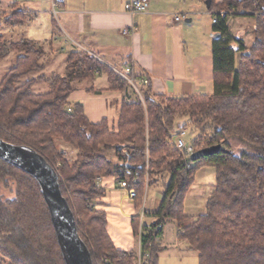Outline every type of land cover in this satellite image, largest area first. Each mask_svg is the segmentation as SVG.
<instances>
[{
    "label": "trees",
    "instance_id": "trees-1",
    "mask_svg": "<svg viewBox=\"0 0 264 264\" xmlns=\"http://www.w3.org/2000/svg\"><path fill=\"white\" fill-rule=\"evenodd\" d=\"M210 1L207 11L216 19L212 25L216 37L211 39L212 92L165 97L152 94L148 81L139 84L140 97L120 100L114 124L107 118L89 121L81 104L69 96L80 82L101 92L93 86L101 73L108 80L106 91H125L127 81L115 68L86 52L71 51L65 56L63 73L46 75L39 62L42 47L27 38L7 45L0 32V61L6 48L15 53L13 66L0 79V139L35 150L56 170L61 194L92 264H135L136 258L135 250L113 244L105 211L88 207L103 193L96 189L94 176L125 179L136 190L138 207L145 185L163 171L167 178L152 214L154 221L140 224L138 215L131 218L133 234L138 237L140 231V249L149 254L146 264H158L163 249L152 241L153 235L156 226L163 228L169 219L176 223L178 238L197 251L198 264H264V0ZM229 13L254 18L251 46L238 40L236 47L230 46ZM6 19L0 18V27L22 21ZM134 76L138 82L140 77ZM38 83L45 89L35 91ZM179 116L189 119L195 151L220 148L186 167L170 136ZM57 139L77 149L72 160L58 153ZM231 140L239 143L236 151ZM102 148L114 149L113 160ZM57 157L61 163L55 168ZM203 166L214 168V188L204 213L190 221L183 200ZM0 264H66L37 181L2 159Z\"/></svg>",
    "mask_w": 264,
    "mask_h": 264
},
{
    "label": "crops",
    "instance_id": "crops-1",
    "mask_svg": "<svg viewBox=\"0 0 264 264\" xmlns=\"http://www.w3.org/2000/svg\"><path fill=\"white\" fill-rule=\"evenodd\" d=\"M127 1L58 0V6L53 7L52 0H0V9L11 8V12L21 11L24 14L20 17L21 22L11 24V33L16 27H22L29 16H35L34 21L38 22V16L45 9L57 18L59 16V27L53 19H49L50 37H43L38 43H46L52 49L51 53L64 58V64L68 52H86L116 70L121 69L113 63H122L124 67L130 63L134 75L149 79L150 90L154 95L183 97L211 93L212 34L207 20L198 17L192 21V17L186 16L184 22H176L174 15L180 12L161 8V0H150L146 11L130 14L124 10ZM196 14L190 13L193 16ZM31 32L29 29L30 36ZM22 38L30 39H19ZM52 39L58 40L57 45ZM99 76L106 79L103 86L95 85ZM83 83L76 85L69 96L70 101L81 104L85 116L91 122H99L102 118L108 121L113 117L115 119L122 94L105 90L108 86L106 74L101 73L93 81L94 88L101 92L88 90ZM101 183L98 188L103 193L95 202V208L105 211L107 232L113 244L123 250L138 249L137 237L136 244H133L128 236L118 235L114 227L121 220L126 227L128 220L134 236L131 218L138 214L135 211L138 208L135 207L136 199L125 197L118 181L112 176L102 177ZM106 191L110 194L104 198ZM157 208L149 213L150 223L154 221L151 214Z\"/></svg>",
    "mask_w": 264,
    "mask_h": 264
},
{
    "label": "rangeland",
    "instance_id": "rangeland-1",
    "mask_svg": "<svg viewBox=\"0 0 264 264\" xmlns=\"http://www.w3.org/2000/svg\"><path fill=\"white\" fill-rule=\"evenodd\" d=\"M47 1V0H46ZM150 1V0H149ZM160 7L162 8H170L173 11L180 12L178 14H186V18H191L192 21L197 20L198 17L203 18L207 20L210 28H211V34H212V25L213 23V16L211 17L207 9L205 8V4L201 0H161L160 1ZM45 9V8H44ZM11 8L2 10L0 9V18L5 17L7 18V21H10L11 19L18 20L20 17H23L24 14L23 12L19 11L18 14H16V11L11 12ZM45 12H41L40 15L38 16L39 19L37 20L38 22L34 21L35 16H29L28 20H25L23 22L22 27H16L15 30L11 33V25L6 26V25H1L0 27V32L3 35L4 42L9 45L13 41H18L20 40V37H28L35 43H37L40 47L43 49V54L40 58V63L44 64L43 68V74L50 75L51 73H63L64 71V58H62L60 55H55L53 52L51 53L52 49L48 47L46 43H38L40 40L42 41L43 37H50V25L49 24V19H53L55 25L59 27V22L58 18L60 17L55 16L54 14L51 13L50 10L45 9ZM190 13H197L196 16L190 15ZM16 14V15H13ZM27 19V18H26ZM184 18L182 19V22H184ZM212 22V24H211ZM48 25V28H47ZM227 26H228V33L231 36L232 40L230 42L231 47H236L237 45V40L243 43L246 47H249L253 44L254 42V18L250 15H244V14H234V13H229L228 19H227ZM29 29H31L32 36H30ZM212 38H210L211 40ZM54 41V44L57 45L58 40L57 39H52ZM56 49V48H55ZM6 54L5 57L0 61V79L2 76L8 71L14 64V59H15V53L10 51L9 49L6 48L4 51ZM122 63H113L112 65L117 66L119 69L123 70L124 66ZM36 76V73L34 74ZM25 79V78H24ZM22 79V80H24ZM96 86H103L106 84V79L104 77H98L95 82ZM79 83L76 85L78 86ZM140 82H136L137 87L139 86ZM83 86L88 87L89 83L85 82L83 83ZM35 91H39L42 89H45L43 84H36L34 87ZM135 88L132 86H127L126 90L123 92H117L116 93H121L122 98L125 99L126 102H129L126 99V96H129L130 100H135L136 97H140V93L136 94ZM211 91V90H210ZM119 113V110H118ZM118 113L117 117L118 118ZM111 119L109 121L111 124H114L117 119ZM189 124V119L186 116H179L176 117V121L172 127L175 128L179 125H184L186 130H187V136L185 137V140L191 142L192 138L195 136L194 133H191L190 126L188 127L187 125ZM232 150L236 151L240 146L239 143H237L234 140L230 141ZM55 145L57 149H59L58 153L64 158H66L68 161L72 160L76 153L77 149L74 146L68 145L64 143L63 141L57 139L55 140ZM113 148H102V151L106 154L107 157L113 160ZM180 154V153H179ZM57 157L53 163L54 167L57 168L60 166V160ZM183 159V158H182ZM197 173L194 174V180L192 182V185L189 187L187 190L185 199L183 200V205H184V211L186 214H188L191 217L192 221L195 219L198 215L204 213L205 211V203L207 198L209 197L210 193L212 192L214 188V173L215 170L212 166H203L200 167L197 171ZM100 176L101 178L104 177L100 174H97L94 176ZM162 177V178H161ZM167 178V172L163 171L162 174H158L154 178L153 183L150 186L144 187L142 191V196H141V205L138 206L137 210H135L138 215V219L140 224H144L146 222H149L150 224V214L151 211H154L156 207H158V204L160 203V197L163 194V181L166 180ZM145 179L147 181V172L145 173ZM156 180V181H155ZM95 184V183H94ZM100 185L102 183L100 182ZM96 189H99L95 185ZM101 187V186H100ZM2 192L4 195H9L8 190L5 188H2ZM110 192L106 191L103 194L104 198L109 197ZM95 201L94 203H91V205H88L89 208L95 207ZM137 206V203L135 204V207ZM141 208L143 213V216L141 214ZM152 215V214H151ZM150 216V217H149ZM189 221V222H190ZM127 225L126 227L123 226V220L117 225H115V231L118 235L120 236H128L129 239L133 244H136V236L134 237L132 235V232L130 230V223L127 220L126 221ZM130 235V236H129ZM132 244V245H133ZM157 244V243H156ZM157 246L160 249H163L159 253L158 257V264H198V253L197 251L190 250L188 249V245L186 241L179 239L177 236V227L176 223L172 220L169 219L165 222L162 228V233H161V241L157 244ZM137 252V249H135ZM136 264V263H135Z\"/></svg>",
    "mask_w": 264,
    "mask_h": 264
},
{
    "label": "water",
    "instance_id": "water-1",
    "mask_svg": "<svg viewBox=\"0 0 264 264\" xmlns=\"http://www.w3.org/2000/svg\"><path fill=\"white\" fill-rule=\"evenodd\" d=\"M210 0H205V8L210 7ZM216 37V34H212ZM220 145H213L196 150L191 161L216 152ZM0 159L30 174L37 181L40 192L48 207L56 239L66 264H92L88 248L77 233L72 211L61 194L56 170L35 150L15 145L0 139Z\"/></svg>",
    "mask_w": 264,
    "mask_h": 264
},
{
    "label": "built area",
    "instance_id": "built-area-1",
    "mask_svg": "<svg viewBox=\"0 0 264 264\" xmlns=\"http://www.w3.org/2000/svg\"><path fill=\"white\" fill-rule=\"evenodd\" d=\"M52 5L53 7H56L58 6V2L56 0H52ZM148 7H149V0H128L124 4V10L130 14H137V13L144 12L148 9ZM185 17H186V14H175L174 21L176 22L181 21ZM215 22H216V19L213 18V23ZM124 33H126V30H124ZM115 71L127 81L128 86H132L133 88L136 89L135 90L136 94H139V90L136 85L137 80L135 76L133 75L132 68L130 65H126L123 70H115ZM148 81L149 79L145 76L138 79V82H140V84H143V85L147 84ZM126 99L129 102L133 101V100H130L129 96H126ZM170 136L172 138V143L174 147L180 153V155L183 158V161L186 163V167H189L190 162H192L190 160V156L195 152V148L190 142L185 140V137L187 136L186 128L183 127L182 125H179L170 131ZM138 175L139 173L136 172L135 177H134L135 182L138 180L137 179ZM101 179L102 178L100 176H96L94 178V183L97 187L101 186L100 185ZM117 181H118L119 188H121L124 191L125 197L134 198L136 196L135 188L133 186H130L125 179H120ZM141 214L142 216L144 214L142 211V208H141ZM159 230H162L161 225H157L154 231L155 233L153 235L152 241L155 244L156 243L158 244L159 241H161V235L157 234ZM139 240H140V231L138 233V241ZM148 257H149V254L147 252H142L140 249V246H138V249L136 252L135 263L136 264H146Z\"/></svg>",
    "mask_w": 264,
    "mask_h": 264
}]
</instances>
